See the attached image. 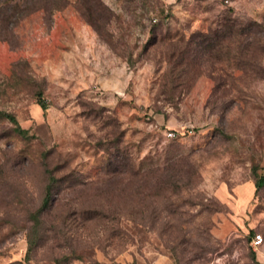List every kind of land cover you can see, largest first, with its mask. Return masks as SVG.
<instances>
[{
  "label": "rangeland",
  "instance_id": "obj_1",
  "mask_svg": "<svg viewBox=\"0 0 264 264\" xmlns=\"http://www.w3.org/2000/svg\"><path fill=\"white\" fill-rule=\"evenodd\" d=\"M39 4L0 0V264H264V0Z\"/></svg>",
  "mask_w": 264,
  "mask_h": 264
},
{
  "label": "trees",
  "instance_id": "obj_2",
  "mask_svg": "<svg viewBox=\"0 0 264 264\" xmlns=\"http://www.w3.org/2000/svg\"><path fill=\"white\" fill-rule=\"evenodd\" d=\"M38 2H42V5L41 4H39V7H46V6H48L49 7V4H51V2H52V0L50 1V0H37ZM60 5H57L56 4V6L55 7H59ZM38 8V7H37ZM258 24H261V23H258ZM39 102V104L43 107V108H46V104H45V102L43 101V100H39L38 101ZM1 114L3 115V116H5V117H8L11 121H16V119H15V117H14V115H12V114H10V113H8V112H1ZM17 129H19V130H23V129H20V127H17ZM261 179H264V177H260ZM256 184H257V186H258V182H256ZM48 203V199L46 198L45 200H44V204H47Z\"/></svg>",
  "mask_w": 264,
  "mask_h": 264
},
{
  "label": "built area",
  "instance_id": "obj_3",
  "mask_svg": "<svg viewBox=\"0 0 264 264\" xmlns=\"http://www.w3.org/2000/svg\"><path fill=\"white\" fill-rule=\"evenodd\" d=\"M262 234L260 232L254 233V235L251 237V243L253 246H258L262 241Z\"/></svg>",
  "mask_w": 264,
  "mask_h": 264
}]
</instances>
